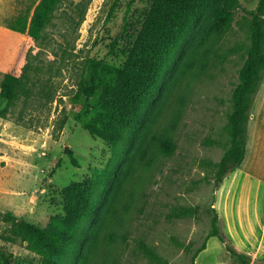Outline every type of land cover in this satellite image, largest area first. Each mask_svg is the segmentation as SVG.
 <instances>
[{"label":"rangeland","instance_id":"1","mask_svg":"<svg viewBox=\"0 0 264 264\" xmlns=\"http://www.w3.org/2000/svg\"><path fill=\"white\" fill-rule=\"evenodd\" d=\"M37 1L0 0V87L24 36L9 25ZM257 2L239 0L247 10ZM151 5L60 0L29 55L31 92L5 112L0 99V246L8 258L2 264H43L38 246L15 237L13 227L24 222L45 229L64 215L63 191L91 180L92 170L111 158L108 145L86 129L100 89L85 98L77 95L78 84L89 59L123 61ZM249 45V16L240 8L219 38L194 42L174 59L131 147L134 162L123 165L120 184L107 190L113 204L78 264H157L144 246L168 264H241L208 235L218 213L214 174L229 148L225 126ZM181 208L196 213L182 217Z\"/></svg>","mask_w":264,"mask_h":264},{"label":"trees","instance_id":"2","mask_svg":"<svg viewBox=\"0 0 264 264\" xmlns=\"http://www.w3.org/2000/svg\"><path fill=\"white\" fill-rule=\"evenodd\" d=\"M59 1L38 0L29 15H21L9 25L24 36L1 83L0 99L6 103L4 112L31 92L27 87L29 55L42 38ZM240 8L249 16L250 45L232 92V110L225 126L230 137L229 148L216 165L214 188L218 190L242 163L250 110L264 74V0H258L253 10L242 8L239 0H152L144 25L123 61L107 65L89 59L78 84L77 95L85 98L96 96L100 89L99 107L93 123L86 129L108 145L111 158L104 168L92 170L91 180L63 191L64 215L52 217L45 229L24 222L13 227L15 237L38 246L43 264L84 262L85 249L97 240L100 219L105 218L104 213L114 201L106 198V192L120 184L123 165L133 164L131 147L172 62L194 42L219 38L220 33L231 27ZM165 149L170 153L174 144L168 140ZM178 212L182 217H190L196 209L181 208ZM218 220L215 211L208 237H218L226 252L241 264H264V260H252L247 254L237 253L220 231ZM144 248L157 264H168L152 249ZM3 261L7 262L8 258L0 246V264Z\"/></svg>","mask_w":264,"mask_h":264},{"label":"crops","instance_id":"3","mask_svg":"<svg viewBox=\"0 0 264 264\" xmlns=\"http://www.w3.org/2000/svg\"><path fill=\"white\" fill-rule=\"evenodd\" d=\"M214 206L237 253L252 260L264 254V74L250 110L244 159L218 188Z\"/></svg>","mask_w":264,"mask_h":264}]
</instances>
